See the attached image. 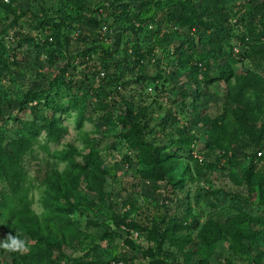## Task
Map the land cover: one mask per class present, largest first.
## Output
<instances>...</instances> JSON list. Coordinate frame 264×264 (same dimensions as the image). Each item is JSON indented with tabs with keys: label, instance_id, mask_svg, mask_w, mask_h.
Here are the masks:
<instances>
[{
	"label": "rangeland",
	"instance_id": "374dc122",
	"mask_svg": "<svg viewBox=\"0 0 264 264\" xmlns=\"http://www.w3.org/2000/svg\"><path fill=\"white\" fill-rule=\"evenodd\" d=\"M147 1L0 3V152L23 134L21 121L43 113L61 125L57 140L30 134L21 173L0 175V240L17 234L29 245L0 249V264H264V89L245 93L246 108L230 87L246 69L264 75V58L252 54L264 44L261 0H217L202 16L209 27L196 30L168 17L174 4ZM45 17L57 24L52 35L36 28ZM25 101L40 112L23 111ZM129 109L145 118L144 145L120 136ZM154 151L169 153L156 164L162 178L146 176ZM238 212L259 237L223 234L207 255L203 225ZM45 236L61 247L49 249Z\"/></svg>",
	"mask_w": 264,
	"mask_h": 264
},
{
	"label": "trees",
	"instance_id": "16d2710c",
	"mask_svg": "<svg viewBox=\"0 0 264 264\" xmlns=\"http://www.w3.org/2000/svg\"><path fill=\"white\" fill-rule=\"evenodd\" d=\"M149 4H159L162 6H166L167 4H174L176 6L174 9H170L166 12L168 17L172 19L179 16L181 23L187 24L190 29L196 30V28H207L209 27V23L203 19V15L209 10L211 7L217 6V0H201V2H197L195 0H148ZM145 2V3H148ZM255 0H250L253 2ZM257 1V0H256ZM9 2V1H8ZM8 2H3L0 0V3L8 4ZM259 6L264 8V0L259 1ZM17 16V15H16ZM37 18V17H36ZM132 18L138 20L140 23H143L145 20L140 16V14L133 13ZM131 18V19H132ZM17 17L15 18V20ZM142 25V24H141ZM57 24L52 21L51 18H44L39 20L36 28H41V30H45L46 32H50L49 34H53L55 31V27ZM142 27H139L138 30H141ZM48 38V35H46ZM25 40L27 42H33V37H28L26 35ZM38 44V43H37ZM116 42L111 43L105 48L106 54H112L117 48L114 46ZM114 47V48H113ZM8 47L5 44L0 42V62L6 63L7 57L5 53L7 52ZM134 53L142 55L143 53H139L138 44L133 45ZM48 53L49 59L53 61V59L58 57L54 53V51H46ZM252 54L256 56V58H264V44L254 46L252 50ZM67 68L59 69V78L63 77L66 73ZM224 72V70H223ZM235 77V82L230 85L231 90L235 92L233 99L235 100L237 105H246V97L245 93L251 89H264V75L256 71L255 69H246V71H242L240 73H236L233 75ZM205 80H208L210 77L208 73H204ZM63 79V78H62ZM64 80V79H63ZM61 80V81H63ZM32 99H39L38 96L33 95ZM26 104L22 107L23 111L30 112H40L37 110V106L35 104L28 105ZM23 103V101L21 102ZM58 109H61V105L56 106ZM249 108V106H245ZM14 119L18 120L17 116H14ZM110 118H105L108 121ZM122 122L125 124L127 129L120 133V136L126 139V141L131 142L135 145H144L145 141V132H146V121L145 118L139 114L134 113L131 109L127 111L124 115L120 116ZM22 123V133L18 138L11 139L8 141L7 145H9L8 150L4 152H0V175L8 177L9 179H13L14 175H19L21 171L19 170L18 160L21 155L25 152L26 147L31 142L30 134H40L42 131L45 133V136L49 140H57L61 134V125H57L55 119L52 116H48L46 114L41 113L36 121H21ZM260 139H257L259 141ZM187 143V142H185ZM190 147V143H189ZM260 151V149H258ZM257 150V151H258ZM150 157L152 152H148ZM154 157L149 158V163L153 166L147 169V177L153 178H162L163 174L161 171L156 168V164L159 163V156L164 155L168 156L169 153H162V151L153 152ZM256 155V153H255ZM262 155V152H261ZM192 157V156H191ZM18 166V169H17ZM17 186V185H16ZM15 186V187H16ZM6 202H0V205H5ZM253 219L250 215L245 212H238L237 215L233 217H229L225 222L220 223L217 227H213L211 225H203L202 231L200 232V245L203 248L202 250L206 251V254H211L213 245L216 241L222 237V235L230 236L234 239H237L239 242L244 236H248L249 239L255 240L259 237V233L261 231L256 229H251L248 225L244 223L251 224ZM125 225H135L133 222H125ZM170 228V225L164 229V233L166 234V230ZM246 232V233H245ZM241 233L243 236H241ZM22 234L34 236L31 229H23ZM162 237L163 234L158 228L155 230V237ZM46 246L51 249H59L61 247L59 241L49 236H45L43 238ZM262 259V255H260L255 262H259ZM117 260V259H116ZM45 264H78L77 261L75 263L72 262H61L59 259L46 258ZM112 264V262H111ZM174 264H176L174 262Z\"/></svg>",
	"mask_w": 264,
	"mask_h": 264
},
{
	"label": "clouds",
	"instance_id": "9594fccd",
	"mask_svg": "<svg viewBox=\"0 0 264 264\" xmlns=\"http://www.w3.org/2000/svg\"><path fill=\"white\" fill-rule=\"evenodd\" d=\"M0 249L9 253H26L29 251L28 242L25 239H21L19 235H12L9 233L7 237L0 240Z\"/></svg>",
	"mask_w": 264,
	"mask_h": 264
},
{
	"label": "built area",
	"instance_id": "2783aa9c",
	"mask_svg": "<svg viewBox=\"0 0 264 264\" xmlns=\"http://www.w3.org/2000/svg\"><path fill=\"white\" fill-rule=\"evenodd\" d=\"M1 1H3V2H8L9 0H1ZM258 154L260 155L261 152L259 151ZM112 264H124V263H123L122 260L117 259V260H113V261H112Z\"/></svg>",
	"mask_w": 264,
	"mask_h": 264
}]
</instances>
